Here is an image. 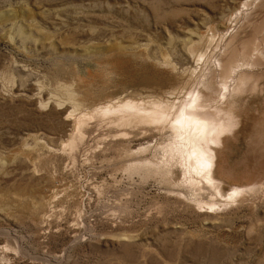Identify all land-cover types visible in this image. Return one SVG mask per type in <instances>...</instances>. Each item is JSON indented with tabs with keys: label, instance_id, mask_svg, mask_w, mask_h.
I'll return each mask as SVG.
<instances>
[{
	"label": "rangeland",
	"instance_id": "rangeland-1",
	"mask_svg": "<svg viewBox=\"0 0 264 264\" xmlns=\"http://www.w3.org/2000/svg\"><path fill=\"white\" fill-rule=\"evenodd\" d=\"M247 1L0 0V264H264V191L229 193L264 186L230 173L264 145L253 84L217 148L225 197L192 172L170 112L100 114L175 112Z\"/></svg>",
	"mask_w": 264,
	"mask_h": 264
},
{
	"label": "bare ground",
	"instance_id": "bare-ground-1",
	"mask_svg": "<svg viewBox=\"0 0 264 264\" xmlns=\"http://www.w3.org/2000/svg\"><path fill=\"white\" fill-rule=\"evenodd\" d=\"M247 3L251 8L245 6L238 11L239 23L222 35L220 42H217L216 52L208 55L207 59L211 61L202 66L198 77L200 90L191 88L183 99L177 97L173 101L175 112L172 113L169 103L163 100L152 102L148 107L128 100L113 106L106 105L100 111V114L111 112L140 114L142 117L156 121L165 120L170 112L172 116L170 124L176 135L184 142L183 153L189 161L192 172L221 197H225L222 193L221 180L214 175L217 148L223 145L225 135L233 134L240 124L237 111L245 103L251 84H253V93L257 94L264 104V45H262L264 44V0H248ZM257 123L261 125L260 135L257 138L260 139L259 144H262L264 143V114ZM248 141L250 143V139ZM256 143L258 144L257 141L253 144ZM258 147L263 151L261 153L259 149L252 151L251 155L258 159L252 161H256L254 164H249L248 159L242 164L241 169L229 168L230 173L257 180L263 178L264 160L262 164H259V160L264 158V145ZM249 156L245 155L243 159ZM249 158L252 159L251 156ZM230 190V198H234L246 192L254 194L260 190L264 191V186L245 184L240 187L234 186ZM209 204L214 206L216 202L211 201Z\"/></svg>",
	"mask_w": 264,
	"mask_h": 264
}]
</instances>
